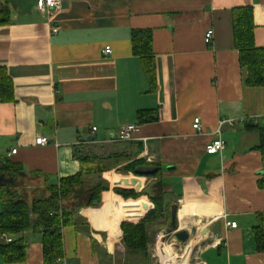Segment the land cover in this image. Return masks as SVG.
<instances>
[{
    "label": "crops",
    "instance_id": "obj_1",
    "mask_svg": "<svg viewBox=\"0 0 264 264\" xmlns=\"http://www.w3.org/2000/svg\"><path fill=\"white\" fill-rule=\"evenodd\" d=\"M35 1L0 0L9 19L0 25V66L14 89L12 102L0 101V160L18 163L19 179L30 189L88 166L96 171L84 181L92 183L102 169L109 189L101 202L104 193L134 200L113 188L139 192L160 179L167 206L177 204L179 229L195 232L199 247L192 264H264L252 231L257 215L264 216V157L257 148L264 86L245 84L247 69L239 66L231 24L232 9L250 7L254 44L264 47V0H62L50 15ZM139 29L151 31L154 89L132 52L131 33ZM106 45L111 52L103 55ZM142 111L155 119L137 123ZM195 117L200 130L193 128ZM48 119L51 133L41 130ZM228 119L220 129L222 153H205L219 121ZM130 123L139 127L135 139L119 140L120 127ZM43 134L49 142L36 145ZM138 159L159 168L157 176L123 172ZM116 174L138 177L142 185H114ZM138 199L146 200V210L121 221L136 222L152 207L146 195ZM91 207L97 206L78 209L75 225L62 227L63 255L56 264H112L115 253L123 254L114 210L105 223L90 220ZM8 236L26 239L24 260L0 256V264H43L40 231Z\"/></svg>",
    "mask_w": 264,
    "mask_h": 264
},
{
    "label": "trees",
    "instance_id": "obj_2",
    "mask_svg": "<svg viewBox=\"0 0 264 264\" xmlns=\"http://www.w3.org/2000/svg\"><path fill=\"white\" fill-rule=\"evenodd\" d=\"M8 9L0 8V25L8 23ZM231 24L234 47L239 53V66L246 67L247 75L244 79L247 86H264V47L256 46L253 38L254 23H252V9L238 7L232 9ZM132 52L139 56L141 67L147 77L151 89L155 84V69L152 55L151 31L148 29L134 30L131 33ZM14 89L12 80L3 66H0V101L12 102ZM154 113L138 112L137 123L155 119ZM251 126V125H250ZM257 126V125H256ZM254 126V127H256ZM253 126H251L252 128ZM260 143L257 146L264 157V132L260 130ZM83 161L87 158H80ZM123 172L132 171L136 175L155 177L159 168L146 163L145 160H133L123 167ZM96 170L88 166L80 168L73 176L60 178L57 184H49L44 188H26L21 179V166L18 163L2 159L0 174L7 180L0 183V256L4 262H20L24 260L27 241L23 236L4 241L1 234L16 235L31 230L41 232L43 264H56L63 255L62 227L75 225L74 214L80 208L99 206L102 191L108 190V182L101 177L92 183H86L84 176ZM113 192L123 199L115 200L114 226L122 230L124 253L117 264H151L148 252L149 224L160 217L169 218L168 204L165 202L163 183L161 180L151 182L136 192L133 188L114 187ZM105 194V193H104ZM146 195L152 207L136 222L121 221L123 218H138L146 210V200L137 197ZM103 201V200H102ZM258 224L252 229L256 250L264 251V216L257 215ZM109 223V220L103 222ZM121 221V222H120ZM120 222V223H119ZM119 224V227H118ZM120 231V230H119Z\"/></svg>",
    "mask_w": 264,
    "mask_h": 264
},
{
    "label": "rangeland",
    "instance_id": "obj_3",
    "mask_svg": "<svg viewBox=\"0 0 264 264\" xmlns=\"http://www.w3.org/2000/svg\"><path fill=\"white\" fill-rule=\"evenodd\" d=\"M138 178L133 175L129 177L120 176L116 174L112 179V183L123 184L125 186H131L130 179ZM124 179H126L124 181ZM135 180V179H134ZM137 180V179H136ZM136 187H139L142 184L137 182L133 183ZM102 205L97 206L96 208H89V218L90 220H108L111 217L110 211L114 210L115 212V203L112 197L109 194L105 193L103 195ZM152 205V203H151ZM2 207L1 203V190H0V210ZM111 208V210H109ZM169 211V207L167 208ZM170 217V215H169ZM169 218L164 220V217H160L154 223L149 224L148 234H149V244H148V252L151 259V264H192L195 260V256L197 255V239L194 231L189 232V240L187 242H181L178 239L173 237V234L165 233L163 229L168 226ZM93 224V223H92ZM93 227H96L93 225ZM111 237H115L117 233L115 231H109ZM124 253V252H123ZM121 253H115V260L112 264H117L120 259ZM168 257V259H167ZM175 260V261H174ZM170 261V262H169ZM179 262V263H178Z\"/></svg>",
    "mask_w": 264,
    "mask_h": 264
},
{
    "label": "built area",
    "instance_id": "obj_4",
    "mask_svg": "<svg viewBox=\"0 0 264 264\" xmlns=\"http://www.w3.org/2000/svg\"><path fill=\"white\" fill-rule=\"evenodd\" d=\"M35 3H36V7L38 10L44 11L48 15H50L54 10L61 8L63 2H62V0H36ZM53 30H55V27ZM212 34H213L212 28L207 29L205 31L203 39H204V42L206 44L211 43ZM110 52H111V49H110V46H108V45L104 46L101 50V53L103 55L110 54ZM225 122H229V119H228V121L227 120H220L219 121L218 128L215 131V137L213 138V140L206 143L204 146V152L205 153L211 154V155L222 153L221 151L224 149L225 141L223 140V138H221L220 129H221V126ZM192 125H193L194 129L200 130L198 117L193 118ZM91 129L93 131L96 130L95 127H91ZM138 130H139V127H138L137 123H130L128 125H124V126L120 127L118 134H117V138L121 141H126V142H128L129 140H134ZM48 142H49V139L44 134L43 135H37L34 139V143L36 145L44 146V144H47ZM15 152H16V149H12L10 151V153H15ZM0 162H1V160H0ZM225 223H226V226H228L229 228L237 226V223H235L234 221H232V222L225 221ZM1 239L8 242V241H11L12 238L4 233V234H1Z\"/></svg>",
    "mask_w": 264,
    "mask_h": 264
},
{
    "label": "water",
    "instance_id": "obj_5",
    "mask_svg": "<svg viewBox=\"0 0 264 264\" xmlns=\"http://www.w3.org/2000/svg\"><path fill=\"white\" fill-rule=\"evenodd\" d=\"M51 129H52V120L48 119L45 126H43L41 130H43L46 133H51L53 131ZM5 180H7L5 176L3 174H0V183ZM125 180L126 179H124V181ZM134 182H135L134 178H131L130 184L133 185ZM117 184L119 183H116L114 185ZM136 188L139 189V185ZM169 211H170V217H169V222L167 224L168 226H166L163 229V231L167 234L169 233L173 234V237L181 242H187L189 240V234L187 233V231L183 229H179V226L177 225V204L175 202L170 204Z\"/></svg>",
    "mask_w": 264,
    "mask_h": 264
},
{
    "label": "bare ground",
    "instance_id": "obj_6",
    "mask_svg": "<svg viewBox=\"0 0 264 264\" xmlns=\"http://www.w3.org/2000/svg\"><path fill=\"white\" fill-rule=\"evenodd\" d=\"M206 203V202H205ZM167 259H168V257H167ZM175 261V260H174ZM170 262V261H169ZM179 263V262H178ZM164 264H166L165 262H164Z\"/></svg>",
    "mask_w": 264,
    "mask_h": 264
}]
</instances>
